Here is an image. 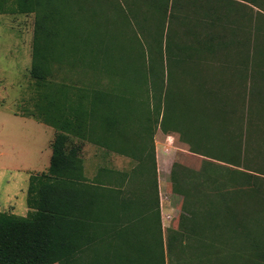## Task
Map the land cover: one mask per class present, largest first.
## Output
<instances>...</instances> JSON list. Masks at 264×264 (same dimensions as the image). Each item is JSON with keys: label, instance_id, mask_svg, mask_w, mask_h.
I'll return each mask as SVG.
<instances>
[{"label": "trees", "instance_id": "trees-1", "mask_svg": "<svg viewBox=\"0 0 264 264\" xmlns=\"http://www.w3.org/2000/svg\"><path fill=\"white\" fill-rule=\"evenodd\" d=\"M0 14L33 15L23 114L54 129L27 214L0 211V264H200L225 248L264 264V0H0ZM109 21L123 29L105 44L92 34ZM158 128L201 157L171 166L166 230ZM94 139L129 169L88 180Z\"/></svg>", "mask_w": 264, "mask_h": 264}, {"label": "rangeland", "instance_id": "rangeland-1", "mask_svg": "<svg viewBox=\"0 0 264 264\" xmlns=\"http://www.w3.org/2000/svg\"><path fill=\"white\" fill-rule=\"evenodd\" d=\"M121 24L109 21L106 26H101L92 35L104 38L106 44L113 34H118L120 37L118 28L121 26L123 29ZM83 28L87 29V26ZM32 31V14H0V172L8 177L10 171L14 170L33 171L38 167L45 169L49 165L51 156L50 143L53 129H49L48 138L47 132L43 129L44 125L35 118L30 116L28 120L23 121L21 117L18 118V115H15V113H28L33 109L31 100L33 87L29 75ZM157 130L159 133L156 136ZM156 131L153 134V146L154 152L157 149L160 158L157 184L161 220L166 230L173 225L176 226L181 212L182 197L172 192L170 175L162 170L161 164L166 162L169 165L170 162L177 161L187 167L198 168L201 157L185 149L178 134L167 133L159 128ZM141 143L144 148L150 149L151 139L148 132H143ZM83 147L84 173L87 174L91 165L88 161V146L85 144ZM130 160L128 156L119 157L117 153L111 152L107 165L109 168L126 170L130 167ZM225 249L228 251L222 250L221 255L209 257L207 254L204 255L200 264H247L249 262L255 264L254 253L250 255L252 258L248 262L246 252H241L244 253L242 255L232 249ZM191 260L189 264L197 263L195 259Z\"/></svg>", "mask_w": 264, "mask_h": 264}, {"label": "crops", "instance_id": "crops-1", "mask_svg": "<svg viewBox=\"0 0 264 264\" xmlns=\"http://www.w3.org/2000/svg\"><path fill=\"white\" fill-rule=\"evenodd\" d=\"M15 115H18V118L21 117V119L28 120L30 116H26L23 113H15ZM38 121V120H36ZM39 123H42L38 121ZM44 125V131L47 132L48 138L50 136V130L52 127L42 123ZM53 129V128H52ZM159 131L157 130L155 135L157 136ZM54 136V129H53V135ZM50 138V139H51ZM49 139V141H50ZM75 142H79L77 138L74 139ZM88 146V161L91 165L89 168V171L85 176L88 180H93L95 177H98V179H102L100 171L101 168L108 167L107 163L109 162L108 159L110 158L111 151H108L104 146L99 144L95 139L90 140L88 142H84V145ZM84 148V147H82ZM119 157H124L123 155L117 154ZM83 162L84 157L82 155ZM166 159V157H164ZM164 159V160H165ZM155 161H156V169L157 172L160 167V158L159 153L157 149L155 150ZM173 162H170L169 165L166 164V162H163L161 164L162 170L167 171L170 173L171 166ZM45 166V164H44ZM41 167H38L35 170H27V171H10L9 177L6 175H2L0 172V211L9 212L12 214L25 216L29 210L27 203H26V195H27V187H28V180L29 176L31 174L44 171L45 169H40ZM25 172V173H23ZM85 172V171H84Z\"/></svg>", "mask_w": 264, "mask_h": 264}]
</instances>
